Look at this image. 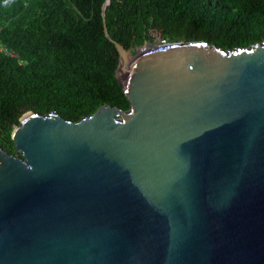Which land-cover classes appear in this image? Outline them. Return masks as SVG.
<instances>
[{
	"label": "water",
	"instance_id": "obj_1",
	"mask_svg": "<svg viewBox=\"0 0 264 264\" xmlns=\"http://www.w3.org/2000/svg\"><path fill=\"white\" fill-rule=\"evenodd\" d=\"M115 44L129 108L26 112L0 145V264H264V41Z\"/></svg>",
	"mask_w": 264,
	"mask_h": 264
},
{
	"label": "trees",
	"instance_id": "obj_2",
	"mask_svg": "<svg viewBox=\"0 0 264 264\" xmlns=\"http://www.w3.org/2000/svg\"><path fill=\"white\" fill-rule=\"evenodd\" d=\"M105 0H0V145L28 111L78 121L102 105L129 108L106 37ZM108 31L125 48L151 39L204 40L223 49L264 41V0H110ZM160 41V42H161Z\"/></svg>",
	"mask_w": 264,
	"mask_h": 264
},
{
	"label": "rangeland",
	"instance_id": "obj_3",
	"mask_svg": "<svg viewBox=\"0 0 264 264\" xmlns=\"http://www.w3.org/2000/svg\"><path fill=\"white\" fill-rule=\"evenodd\" d=\"M150 37H151V39L146 41L150 45H153V44L157 45V44L162 42L161 39H160L159 33L156 30H154V29L150 30Z\"/></svg>",
	"mask_w": 264,
	"mask_h": 264
},
{
	"label": "bare ground",
	"instance_id": "obj_4",
	"mask_svg": "<svg viewBox=\"0 0 264 264\" xmlns=\"http://www.w3.org/2000/svg\"><path fill=\"white\" fill-rule=\"evenodd\" d=\"M160 44V43H159ZM159 44H157V45H159Z\"/></svg>",
	"mask_w": 264,
	"mask_h": 264
},
{
	"label": "clouds",
	"instance_id": "obj_5",
	"mask_svg": "<svg viewBox=\"0 0 264 264\" xmlns=\"http://www.w3.org/2000/svg\"><path fill=\"white\" fill-rule=\"evenodd\" d=\"M161 43H164V42H161Z\"/></svg>",
	"mask_w": 264,
	"mask_h": 264
}]
</instances>
